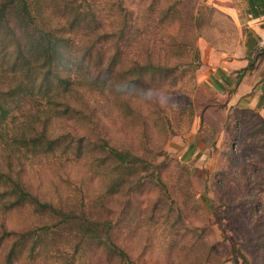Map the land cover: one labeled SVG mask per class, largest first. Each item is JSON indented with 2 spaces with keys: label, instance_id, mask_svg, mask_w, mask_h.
Returning a JSON list of instances; mask_svg holds the SVG:
<instances>
[{
  "label": "rangeland",
  "instance_id": "obj_1",
  "mask_svg": "<svg viewBox=\"0 0 264 264\" xmlns=\"http://www.w3.org/2000/svg\"><path fill=\"white\" fill-rule=\"evenodd\" d=\"M89 1L101 19L103 0ZM121 1L128 35L150 37L142 46L97 43L82 59L65 46L48 66L17 58L0 30V264H264V114L251 93L193 107L205 78L226 91L209 74L228 78L221 61L246 55L263 74L264 52L246 51L243 29L264 16L234 0L239 32L211 0ZM86 30L89 46L103 26ZM138 61L164 70L139 75ZM43 126L61 134L55 143L36 137ZM103 142L146 164L120 165ZM17 186L52 208L20 202Z\"/></svg>",
  "mask_w": 264,
  "mask_h": 264
},
{
  "label": "trees",
  "instance_id": "obj_2",
  "mask_svg": "<svg viewBox=\"0 0 264 264\" xmlns=\"http://www.w3.org/2000/svg\"><path fill=\"white\" fill-rule=\"evenodd\" d=\"M54 1L56 5L62 6V11L55 14L50 10V3ZM104 16L100 19L97 10L92 6L89 0H0V30H7L16 38L17 58L28 61L29 58L41 60L43 64L50 66L53 61H58L65 56L64 47L71 46L68 56L75 58L90 57V49L95 47L97 43L112 44V48L124 44V42H135L138 46H142L145 42H149V36L146 32L137 30L134 36L128 35L129 25L133 22L132 15L127 11L121 0H103ZM246 12L252 18H260L264 16V0H245ZM49 8L48 12L45 9ZM67 10V12H65ZM101 23L103 26L102 33L99 38L91 42L89 46L84 43L90 42L92 30H86L92 23ZM116 24H120L117 26ZM250 32L247 31V36ZM71 42V45L67 43ZM82 48L85 50L81 51ZM87 49V50H86ZM75 54V55H73ZM118 54L108 53L106 56L107 72L112 76L111 64L116 61ZM251 66L248 65L241 70L245 71ZM146 70H164L161 66L152 64H143L137 62L136 71L139 75L145 73ZM110 76V80L111 77ZM241 74L237 75L235 86L240 80ZM68 82V80H65ZM213 84L219 86L216 79ZM4 115V114H3ZM2 115V116H3ZM50 127V126H49ZM47 130L43 126L36 137L46 144L55 143L61 134H55ZM67 136H72L70 133ZM84 136L77 138L75 142L76 153L80 152L81 141ZM79 149V150H78ZM99 149L107 152L114 157L120 165H144L146 160L139 156L131 154L129 151L116 150L109 147L106 142L99 146ZM19 188L18 199L20 202L29 205H36L43 211L46 208H52L50 204L39 202L28 191ZM16 192V190H14ZM93 227L87 231H94ZM119 255L124 256V252L119 251ZM244 264H249L245 256H242Z\"/></svg>",
  "mask_w": 264,
  "mask_h": 264
},
{
  "label": "crops",
  "instance_id": "obj_3",
  "mask_svg": "<svg viewBox=\"0 0 264 264\" xmlns=\"http://www.w3.org/2000/svg\"><path fill=\"white\" fill-rule=\"evenodd\" d=\"M211 2L212 5L216 7V9L227 14L230 17L231 21L233 22L234 26L236 27V25L238 24L237 21L238 10L236 8L237 5H235L234 0H211ZM247 16L253 20L258 19V18L256 19L252 18L249 14H247ZM259 24H258V28L256 26L254 27L249 26L247 28L248 30L243 29L244 31L243 33L245 35V40L243 41V45L246 47V51L248 53L252 52V49L254 50L256 48L264 47V30L259 27ZM238 29L239 32L242 31L241 28L238 27ZM247 31L250 32L248 36H247ZM215 65L218 66L220 69H222V71L226 73L228 78L220 79L218 78V76H215L216 74L212 72L211 73L209 72V74H212L214 76L213 78H215L217 82H219V84H222L224 86H226L225 84H227L228 86L225 87L226 91H221V92L216 91L213 88L211 82H209V80L205 78V81L208 83L209 87L207 88V92L205 95L203 92L202 93L200 92V94L195 95L193 102V107L195 111L200 110L201 112V109L203 108V106H205V104H207V101H211V100H213V102L218 103L220 105L226 104L229 107L230 105H233L234 103L239 101L241 97L247 96L248 94L251 93L252 101L256 104L259 103L260 111L264 114V72L263 74H259L258 76H256V74L254 73L255 70L251 68L252 64L249 63V59L246 58V55L242 56L241 58L224 60ZM248 65H250L251 67L241 72V70ZM229 72H231L232 74H230ZM239 73L241 74V77L238 84L235 86L237 75ZM213 125L214 123L211 122L210 124L209 121V126L214 127Z\"/></svg>",
  "mask_w": 264,
  "mask_h": 264
},
{
  "label": "water",
  "instance_id": "obj_4",
  "mask_svg": "<svg viewBox=\"0 0 264 264\" xmlns=\"http://www.w3.org/2000/svg\"><path fill=\"white\" fill-rule=\"evenodd\" d=\"M259 27L264 30V22L259 24ZM260 50H261L260 52H264V48H260Z\"/></svg>",
  "mask_w": 264,
  "mask_h": 264
}]
</instances>
